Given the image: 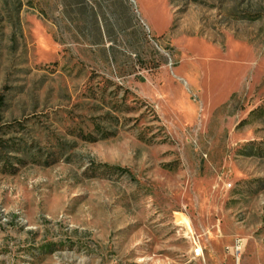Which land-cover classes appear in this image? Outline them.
<instances>
[{
    "label": "rangeland",
    "instance_id": "374dc122",
    "mask_svg": "<svg viewBox=\"0 0 264 264\" xmlns=\"http://www.w3.org/2000/svg\"><path fill=\"white\" fill-rule=\"evenodd\" d=\"M240 239L264 264V0H0V264Z\"/></svg>",
    "mask_w": 264,
    "mask_h": 264
},
{
    "label": "built area",
    "instance_id": "2783aa9c",
    "mask_svg": "<svg viewBox=\"0 0 264 264\" xmlns=\"http://www.w3.org/2000/svg\"><path fill=\"white\" fill-rule=\"evenodd\" d=\"M232 187L231 184H226L225 185V188L226 189H230ZM244 247V241L243 240H237L235 246L233 247V250L235 252V255H236V259H237V262L239 264V261H240V256H241V251ZM203 255V251L202 249L199 247V245L197 244V242H195V255L194 257L197 259V258H201Z\"/></svg>",
    "mask_w": 264,
    "mask_h": 264
},
{
    "label": "crops",
    "instance_id": "0c3cea01",
    "mask_svg": "<svg viewBox=\"0 0 264 264\" xmlns=\"http://www.w3.org/2000/svg\"><path fill=\"white\" fill-rule=\"evenodd\" d=\"M202 249V248H201ZM203 256V255H202Z\"/></svg>",
    "mask_w": 264,
    "mask_h": 264
},
{
    "label": "bare ground",
    "instance_id": "6f19581e",
    "mask_svg": "<svg viewBox=\"0 0 264 264\" xmlns=\"http://www.w3.org/2000/svg\"><path fill=\"white\" fill-rule=\"evenodd\" d=\"M195 254V253H194Z\"/></svg>",
    "mask_w": 264,
    "mask_h": 264
}]
</instances>
